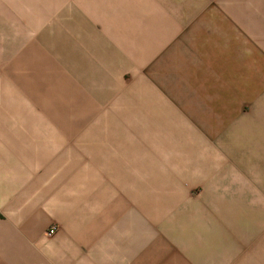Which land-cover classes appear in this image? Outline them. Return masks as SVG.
<instances>
[{"label":"crops","instance_id":"1","mask_svg":"<svg viewBox=\"0 0 264 264\" xmlns=\"http://www.w3.org/2000/svg\"><path fill=\"white\" fill-rule=\"evenodd\" d=\"M0 4L17 34L59 35L64 115L0 105V264H264V45L238 55L259 17L238 0ZM4 54L0 38V92L18 79Z\"/></svg>","mask_w":264,"mask_h":264},{"label":"rangeland","instance_id":"2","mask_svg":"<svg viewBox=\"0 0 264 264\" xmlns=\"http://www.w3.org/2000/svg\"><path fill=\"white\" fill-rule=\"evenodd\" d=\"M2 1V0H1ZM9 4V3H8ZM2 8L0 4V38H2L4 48L11 46V55L12 61H16V67L10 68L11 71H17L18 79L15 83L3 82L2 87L4 90L0 92V105L2 103L8 107H22L26 106L27 99L33 98V101L36 102L35 113L37 110H41L40 107L43 103L47 105L50 103L49 110L50 114H37L34 115V121L36 123H48L52 124V129H55L60 122H64V115H62L61 121L57 118L59 116V97H58V65H59V35L57 32L51 35H37L31 36L26 34H17V31L21 29H16L12 20L9 18V12ZM244 14L246 17H251L254 14V17H259L260 20L264 22V0H238V15ZM243 28L238 26V55H241L240 52L243 51V58H245V51L248 54V57H258L259 54L257 47L264 45V40L256 44L255 48L247 49V46H250V38L247 36V41L245 40L246 35L243 33ZM260 33L264 32V28H259ZM21 32V31H20ZM261 36V35H260ZM39 40V42H38ZM8 44V45H7ZM16 46H19L16 55ZM27 46H35L34 51L28 50ZM26 47V49H25ZM45 47V48H44ZM5 57L10 59L7 54H4ZM49 56V57H48ZM241 56H238V59ZM69 58V52L68 56ZM69 62V61H68ZM14 64V63H13ZM247 68V67H245ZM74 69L67 68V75L73 76ZM11 78V75L8 76ZM50 80V81H49ZM45 89L44 98L42 99L43 90ZM26 96V97H25ZM48 96L49 99H46ZM4 97V98H3ZM32 100V99H31ZM245 105L243 107L244 111H247L251 104L249 99L242 101ZM38 104V105H37ZM46 107V106H45ZM68 112L74 111V109H68ZM75 112V111H74ZM48 115L49 120L44 117ZM8 119L16 118L21 122H26L31 119L30 116L26 115H17V116H3ZM74 114L66 115L68 121H74ZM86 116H83V120ZM53 133V132H52ZM231 136H235L234 133L230 132ZM251 139V132L243 135V138ZM242 138V139H243ZM234 150V149H233ZM193 196H197L199 192V187H195L192 190ZM249 221L246 219H241L238 217V226L243 225L244 230H247L251 226ZM57 226V225H56ZM217 252L215 249H212L211 263H214V258Z\"/></svg>","mask_w":264,"mask_h":264},{"label":"built area","instance_id":"3","mask_svg":"<svg viewBox=\"0 0 264 264\" xmlns=\"http://www.w3.org/2000/svg\"><path fill=\"white\" fill-rule=\"evenodd\" d=\"M57 230H58V227L56 225H53L49 229V234L53 235V234H55L57 232Z\"/></svg>","mask_w":264,"mask_h":264}]
</instances>
